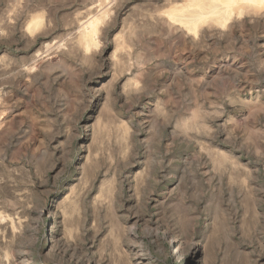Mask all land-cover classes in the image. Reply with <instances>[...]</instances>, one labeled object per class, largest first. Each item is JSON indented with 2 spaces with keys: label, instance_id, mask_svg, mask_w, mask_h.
<instances>
[{
  "label": "rangeland",
  "instance_id": "rangeland-1",
  "mask_svg": "<svg viewBox=\"0 0 264 264\" xmlns=\"http://www.w3.org/2000/svg\"><path fill=\"white\" fill-rule=\"evenodd\" d=\"M190 1L0 0V264H264V3Z\"/></svg>",
  "mask_w": 264,
  "mask_h": 264
},
{
  "label": "bare ground",
  "instance_id": "bare-ground-1",
  "mask_svg": "<svg viewBox=\"0 0 264 264\" xmlns=\"http://www.w3.org/2000/svg\"><path fill=\"white\" fill-rule=\"evenodd\" d=\"M192 1H193V0H192ZM194 1H196V0H194ZM194 1H193V2H194ZM197 1H198V0H197ZM200 1H201V0H200ZM200 1H199V2H200ZM219 1H220V2H219ZM236 1H238V0H229V1H225V0H218V1H217V0H213V1L209 2V3H207V2H200V3L198 4V6H197V8H198V9H197V12H195V14L193 15V18L191 19V20H192V23L194 24L195 27H197V29H199V27H198V23H200V21H203V22H204L205 20H206V21L209 20V19H208L209 17H213V16H215V15H216V16H222L223 14L226 15V16H228V17L231 16V15L233 16L234 7H235V6H234V5H235L234 3H235ZM246 1L249 2V6H251V4H250L251 2H254V4H256V5H254V4L252 3V4H253L252 7L255 6V7H254V10H255V11H256V9H257V11H258L259 8L262 9L263 6L261 5V6L259 7V3H260V4L264 3V0H246ZM250 1H251V2H250ZM172 2H173V0H172ZM172 2H171V3H172ZM175 2H176V1H175ZM178 2H180V1H178ZM181 2H182V1H181ZM187 2H189V3H187ZM187 2H185V3H187V5H188V4H190L191 1H190V0L188 1V0H187ZM243 2H244V5H246V4L248 5V3L245 2V0H244ZM243 2H241L240 4H243ZM171 3L168 2V4H171ZM196 3H197V2H196ZM168 4L166 3V5H168ZM194 4H195V3H194ZM238 4H239V3H238ZM257 4H258V6H257ZM43 5H44V4H43ZM177 5H178V3H177ZM181 5H184V3H183V4L181 3ZM181 5L179 6L178 10H179L180 8H182ZM190 5L192 6V4H190ZM244 5H243V6H244ZM185 6H186V4H185ZM185 6H184V7H185ZM191 6H190V7H191ZM193 6H195V5H193ZM238 6H239V5H238ZM238 6H237V7H238ZM243 6H242V7H243ZM256 6H257L258 8H257ZM107 7H108V6H107ZM171 7H172V6H171ZM177 7H178V6H176V8H175L176 11H178V10H177ZM188 7H189V5H188ZM239 7H240V6H239ZM246 7H248V6H246ZM246 7H243L244 10H245ZM39 8H40V7H39ZM152 8H153V7H152ZM162 8H163V7H162ZM243 8H242V9H243ZM248 8H249V7H248ZM263 8H264V7H263ZM170 9H171V8H170ZM170 9H169V10H170ZM175 9H172L171 11L173 12ZM182 9H184V8H182ZM182 9H180V11H181ZM238 9H239V8H238ZM238 9L235 7V10H238ZM250 9H251V7H250ZM250 9H249V10H250ZM239 10H240V9H239ZM251 10H252V9H251ZM251 10H250V12H252ZM165 11H166V10H165ZM171 11H170V12H171ZM163 12H164V11H163ZM166 12H167V11H166ZM172 12H171L170 17L173 18V20L175 21V18H176V17H174V15H172ZM186 12H187V10H186ZM244 12H245V11H243V14H245ZM240 13H241V12H240ZM103 14H104V13H103ZM167 14H168V13H167ZM234 14H235V13H234ZM247 14H248V13H247ZM96 15H97V14H96ZM101 15H102V14H101ZM235 15H236V14H235ZM35 18H36V17H35ZM35 18H34V19H35ZM37 18H38V17H37ZM97 18H98V17H97ZM233 18H234V17H233ZM95 19H96V18H95ZM146 19H147V18H146ZM166 19H167V18H166ZM169 19H170V18H169ZM169 19H168V20H169ZM6 20H7V19H6ZM177 20H178V18H177ZM93 21H94V20H93ZM96 21H100V20L97 19V20H95V22H96ZM102 21H103V20H102ZM157 21H158V20H157ZM180 21H181V20H180ZM182 21H183V20H182ZM182 21H181V22H182ZM206 21H205V23H202V24H203V25H204V24L207 25V22H206ZM224 21H225V20H224ZM87 22H88V21H87ZM184 22H187V21L184 20ZM229 22H230V21H229ZM31 23H32V22H31ZM31 23H30V24H31ZM84 23L86 24V22H84ZM178 23H179V21H178ZM182 23H183V22H182ZM211 23H213V21H211L209 24L212 25ZM223 23H224V22H223ZM227 23H228V22H227ZM227 23H226V24H227ZM88 24H90L89 29H90V27H91L92 30L97 29V26H98V25H97V22L94 23V22H92V20H91V22L88 23ZM213 24H214V23H213ZM224 24H225V23H224ZM228 24H229V23H228ZM96 25H97V26H96ZM100 25H101V24H100ZM95 26H96V28H95ZM179 26H180V25H179ZM218 26H219V25H218ZM222 26H223V25H222ZM182 27H183V26H182ZM200 27H201V26H200ZM80 28H81V27H80ZM99 28H100V26H99ZM188 28H189V27H188ZM188 28H187V29H188ZM194 30H196V29L194 28ZM40 31H41V30H40ZM80 31H81V30H80ZM86 31H87V30H86ZM90 31H91V30H90ZM188 31H189V30H188ZM88 32H89V31H88ZM91 32H92V31H91ZM91 32H89L88 34L90 35ZM93 32H94V31H93ZM93 32H92V33H93ZM95 32H97V30H95ZM189 32H190V31H189ZM84 34H85V33H84ZM86 34H87V33H86ZM82 35H83V34H82ZM89 35H88V36L86 35V37L88 38ZM84 36H85V35H84ZM91 36L93 37V35H91ZM84 39H85V38H84ZM88 39H90V38H88ZM93 39H94V38H93ZM85 40H86V39H85ZM91 40H92V39H91ZM95 41H96V39H95ZM84 42H85V41H84ZM86 42H87V41H86ZM92 42H93V40H92ZM87 44H89V43H87ZM96 44H97V43H96ZM87 48H88V47H87ZM38 54H40V53H37L36 56H38ZM40 55H41V54H40ZM33 68H34V67H33ZM31 71H32V70H31ZM3 218H4V217H3Z\"/></svg>",
  "mask_w": 264,
  "mask_h": 264
}]
</instances>
